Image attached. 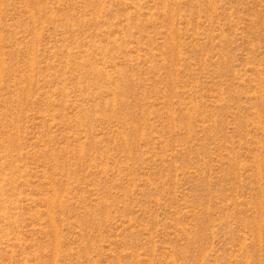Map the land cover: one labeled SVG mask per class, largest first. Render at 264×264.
Segmentation results:
<instances>
[{
	"label": "rangeland",
	"instance_id": "obj_1",
	"mask_svg": "<svg viewBox=\"0 0 264 264\" xmlns=\"http://www.w3.org/2000/svg\"><path fill=\"white\" fill-rule=\"evenodd\" d=\"M0 264H264V0H0Z\"/></svg>",
	"mask_w": 264,
	"mask_h": 264
}]
</instances>
